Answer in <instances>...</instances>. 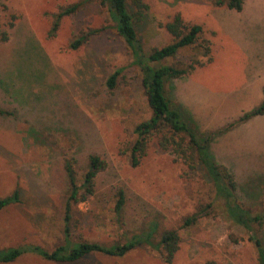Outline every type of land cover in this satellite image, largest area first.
<instances>
[{
	"label": "rangeland",
	"instance_id": "1",
	"mask_svg": "<svg viewBox=\"0 0 264 264\" xmlns=\"http://www.w3.org/2000/svg\"><path fill=\"white\" fill-rule=\"evenodd\" d=\"M127 1L136 13L133 0ZM143 2L149 9L136 22L148 51L172 43L165 25L177 14L186 24L200 25L202 39L211 43L212 62L169 88L202 132L224 128L263 102L264 0H246L241 12L217 6V0ZM2 3L0 27L9 40L0 38V108L12 115L0 116V198L19 190L21 203L0 212V252L24 253L7 264H166L156 245L168 230L181 238L172 264H260L255 240L264 247V223L249 232L234 222L200 167L192 170L155 138L140 166L131 165L135 128L151 111L140 70L102 0ZM78 3L79 11L64 17L50 36L56 15ZM13 15L17 20L10 28ZM89 31L96 32L72 49ZM198 55L186 48L172 63L188 64ZM117 71L118 86L110 90L107 81ZM211 150L235 175L238 202L264 217V116L215 139ZM92 155L105 160L107 169L97 176L94 195L66 223V165L72 164L80 186ZM120 191L125 206L119 213ZM201 211L195 225L184 226ZM148 232L154 233L151 243L123 257L94 253L61 263L34 250L73 249L84 242L114 249Z\"/></svg>",
	"mask_w": 264,
	"mask_h": 264
},
{
	"label": "trees",
	"instance_id": "2",
	"mask_svg": "<svg viewBox=\"0 0 264 264\" xmlns=\"http://www.w3.org/2000/svg\"><path fill=\"white\" fill-rule=\"evenodd\" d=\"M8 0H0L2 2ZM108 9L109 17L118 35L126 42L133 65L141 73V82L145 91L151 117L138 124L135 128L136 141L130 148V160L133 167H138L147 156L149 146L157 139V143L164 151L177 155L192 169L199 167L211 181L217 197L223 199L225 209L229 217L239 225L244 226L249 232H253V224L262 225L264 217L253 216L237 200L236 192L238 184L235 175L224 165H221L211 150V144L215 139L224 136L234 128L245 124L257 117L264 116V100L256 108L246 112L238 120L228 124L215 132L204 133L201 131L194 115L183 105L177 104L171 97L169 88L172 90L173 82L192 75L197 69L210 64L213 60L212 47L208 40L203 38V28L200 25L186 24L180 14L165 25L166 31L172 36V43L163 47H154L149 51L143 46L137 31V19H142L149 9L143 0H133L137 9L136 13L130 11L127 0H102ZM246 0H217V6H226L231 10L241 12ZM81 4H74L63 8L57 15L50 36H55L60 22L64 17L74 15L79 11ZM17 16L13 15L10 28L14 27ZM96 31L83 33L72 44L71 48L77 50L86 44ZM0 38L9 40V33L0 27ZM193 48L199 51L196 59L190 60L188 64L172 63L181 50ZM121 72L117 71L107 81L110 90L118 86ZM264 92V89H263ZM12 115L10 112L0 108V116ZM107 169V163L101 157L92 155L89 159V170L85 174L82 185L77 184L75 171L71 163H67V177L70 185V196L67 205L66 223L73 219L74 210L85 203L95 193V180L97 176ZM116 211L121 212L125 206V195L120 191ZM21 203L20 191H14L10 196L0 198V212L12 204ZM210 208V207H209ZM204 211V210H203ZM194 214L185 220L184 226L195 225L204 212ZM72 213V214H71ZM67 229V227H66ZM64 232L69 233V227ZM154 233L148 232L144 236H136L124 246L110 249L97 243L84 242L77 248L69 249L60 246L53 252H48L40 247L34 250L44 259L61 263L77 262L90 254L102 253L113 257H123L137 246L150 244ZM181 238L177 230L164 231L160 243L156 245L163 255L166 264H172L180 249ZM260 264H264V247L259 240H255ZM24 253L19 249H10L0 252V263L14 262Z\"/></svg>",
	"mask_w": 264,
	"mask_h": 264
}]
</instances>
